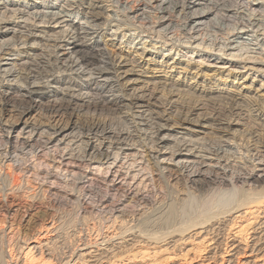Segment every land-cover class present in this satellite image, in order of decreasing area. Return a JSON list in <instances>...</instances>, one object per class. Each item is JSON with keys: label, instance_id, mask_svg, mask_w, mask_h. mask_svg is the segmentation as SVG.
Instances as JSON below:
<instances>
[{"label": "bare ground", "instance_id": "6f19581e", "mask_svg": "<svg viewBox=\"0 0 264 264\" xmlns=\"http://www.w3.org/2000/svg\"><path fill=\"white\" fill-rule=\"evenodd\" d=\"M4 1L25 6V1ZM58 1L61 4L56 11L29 14L26 11L7 10L6 3H1L0 0V9L7 12L0 15V35L9 33L12 36L10 42L0 45V164L6 165L10 161L12 165V155L26 156L31 153L35 154L33 158L37 152L41 153L40 156L48 163L45 166L42 164L44 168L41 171L44 170L45 178L40 187L49 186L51 197L65 201H69L74 194L72 190H65L66 188L60 190V185L67 184V178L75 180L78 185L88 182L91 184L95 180L89 179V176L97 175L93 174L94 171L101 172L99 175L103 179L101 182H104L102 186L105 187H115L122 176L125 177L118 184L126 179L137 181L149 174L146 178L151 179V183L155 181V177L171 178V181L182 180L199 198L208 197L212 187L223 188L225 182H228L225 179L226 168L233 165L230 156L224 158L228 152L223 147L231 144L223 136L231 133L232 127L238 125L242 115H264V102L258 106L259 104L250 101L255 97L264 100L262 81L257 88L252 89L256 76L259 75L264 80V0H241L243 6H239L241 10L238 13L242 17L241 21L231 28L223 25L229 23L231 19L228 21L227 17L234 12L228 9L226 15H220L212 0H167L159 3L137 0L130 7L124 4V0L40 2L45 5L46 10H52ZM71 15H75L76 21L69 23L73 19ZM100 20L101 23H98ZM210 26H215L221 32L219 39L207 41L202 36L203 31ZM108 27L115 30L107 33L105 29ZM175 28L177 34L174 33ZM103 38L106 40L103 41ZM36 40L45 44V55H33ZM98 43H102V46ZM187 49L194 54L207 53L214 58L213 64L206 66L200 61H194L191 56L185 55L184 51ZM92 50L94 52L90 53ZM131 55L132 61L129 59ZM159 55L162 58L156 62V56ZM182 55L188 59L181 61L177 58ZM171 56L174 58H170ZM7 61H10V64L7 63L9 67H5L7 64L4 63ZM176 71V80L167 84L171 73ZM241 73L246 75L238 82L242 86L237 92L224 90V85L220 87V81L225 82L232 77V84L235 86L236 77ZM251 75L252 82L243 83ZM187 76H192L189 85L184 83ZM181 78V85L177 86ZM250 90H253V94H250ZM129 91L131 94L128 95ZM13 93L16 94L17 101L13 100ZM52 97L57 98L48 100ZM217 98L224 100L222 108L204 105ZM10 100L13 102L10 103ZM145 111L146 115L143 114ZM197 111H202V114L193 119L192 116ZM32 112L34 115L30 117ZM168 131H175L183 137L176 142L173 140L174 146L163 150L166 140L164 133ZM191 135H196V139L188 138ZM207 135H213L214 142L204 141ZM252 147L251 151L255 154L250 155L255 157L252 161H258L257 164L252 162L249 170L245 171L246 174L230 176L243 185L242 182L253 178L255 172L264 174V168H260L264 166V150L257 145ZM181 158L186 161L180 162ZM20 161L21 159L18 163L23 162ZM140 164L143 167L136 171L135 168ZM28 167L30 164L26 166ZM26 168L21 167L20 170ZM75 171L80 173L74 174ZM53 177L55 182H50ZM92 185L86 187L91 188ZM122 185L127 187L125 190L128 196L124 193L126 198L136 195L133 185L126 182ZM58 190L62 195H58L61 194ZM250 195L239 196L240 201L222 213L220 211L211 217L206 212L207 218L198 215V218L202 216L203 219L201 217L199 222L192 223L191 226V222L187 224L188 227L183 224L185 228L174 229L164 237L161 234L163 238L153 237L152 240L146 236L143 242L149 246L163 243L160 247L157 246L158 249L166 247L170 250L197 236L198 241L207 239L206 243L212 252L223 243L225 249L232 253L226 263L247 248V252L242 254H248L243 264H264V206H259L264 195ZM139 197L143 196L139 194ZM146 197L144 195V201ZM169 206L164 207L170 211L172 206ZM172 214L174 212L170 213ZM257 215L261 216L259 220L255 217ZM189 219L188 221H192ZM52 227L53 225L27 239V253L34 250L42 252L43 248L48 247L46 237L56 229ZM248 232L252 233L250 244L240 247L237 238L240 237L241 242V236L246 235L243 238L246 239ZM97 235L96 237L100 236ZM105 235L94 240L77 239L75 249L62 264L108 263L110 249L122 244L123 238L118 237L119 234ZM136 243L133 241L130 246ZM121 246L119 248L123 247Z\"/></svg>", "mask_w": 264, "mask_h": 264}, {"label": "rangeland", "instance_id": "374dc122", "mask_svg": "<svg viewBox=\"0 0 264 264\" xmlns=\"http://www.w3.org/2000/svg\"><path fill=\"white\" fill-rule=\"evenodd\" d=\"M19 1H25V6L22 7L19 4L18 5L11 4V3L6 2L4 0H1V3L2 2L6 3L5 6H6L7 10H14V11L20 10L22 12L26 11L29 14H35V12L37 14H39V13L47 12V11H56L60 8L59 6L61 4V2L58 1L59 3H57L55 5V7L52 8V10H46L47 8L45 7V5L44 6L41 5V2H40L41 0L40 1L39 0H19ZM45 1H47V0H45ZM124 1H125L124 4L127 7H130V6L135 5L136 4L135 1H137V0H124ZM162 1H167V0H153V2H155V3H159ZM228 1L229 0H218V1L212 0V4L215 5V7L217 9V13H218V11H220L219 12L220 15H226L225 13H226V10H228V9H230L234 12L233 14H230L227 17L228 21L231 19L229 21V23L227 22L223 25V26H226L227 28H231L241 21L242 17L238 13L241 10L240 7L243 6L242 5L243 2L241 0H239V1L238 0H231L232 2L231 1L228 2ZM240 2H241V4H240ZM37 4H39V5H37ZM4 10L5 9H0V15H5L7 13ZM71 16L73 17V19L69 23H71L74 20L76 21L75 15H71ZM235 16H237V17H235ZM23 17L26 18V16H23ZM98 23H101V20L98 21ZM230 23H232V24H230ZM162 27H163V25L159 28H156V31L161 29ZM177 28L174 29L175 34H177ZM114 30L115 29L111 28V27H108V29H105V31L107 33H110L111 31H114ZM220 33L221 32L217 28H215V26H210L203 31L202 36L207 41H209V40H215L216 38L219 39V37H221ZM11 40H12V36L9 33H7L5 35H0V45H2L3 43H6V42H10ZM105 40L106 39L103 38V41H105ZM36 41H37V43L36 42L34 43L35 47H34L33 52H32L33 55H38V56L45 55L46 54L44 52V50H46V47H44L45 44H43V42H41L39 40H36ZM120 41H121V38H119L118 42H120ZM118 42L116 43V47L118 46ZM98 44L100 46H102V43H98ZM75 50H78V49H75ZM68 51L70 52L71 50H68ZM93 52H94L93 50L90 51V53H93ZM184 53H186L185 54L186 56H191V58L194 61H200V62L204 63L206 66L213 64L212 61L214 58L208 56L207 53L200 52L199 54H197V53L194 54V52L192 53V50H189V49L185 50ZM185 55L184 56L183 55L177 56V58L180 59L181 61L187 60L188 58L185 57ZM113 57H115V55H113ZM131 58H132V55L129 56L130 61H132ZM161 58H162L161 55H159L158 57L156 56V59H155L156 62H159L161 60ZM170 58H174V56H171ZM7 63L10 64V61L5 62L4 64H7ZM8 64L5 67H9ZM263 70H264V66H263ZM171 75L172 76L166 82L167 84L170 82L173 83L176 80V78L178 76V71L171 73ZM245 75H246V73H244V74L241 73L238 77H236L235 83L236 82L237 83L235 84V86L232 84V81H233V77H232V78H229L225 82L220 81L219 82L221 85L220 87L222 88L224 85V87H223L224 90H227V91L231 90V91L237 92L239 90L240 86H242V85L239 86L238 82L241 81ZM191 77L192 76H187L184 80L185 81L184 83L189 85ZM223 78H224V76H223ZM261 81L264 83V80L261 76L260 77H259V75L256 76L254 79V82H253V86H252L253 88L252 89L257 88L260 85ZM181 82H182V78L177 82L178 83L177 86H180ZM251 82H252V75H251V77H248V79L246 81H244L243 83L250 84ZM83 91H86V90H83ZM130 92L131 91L127 92V94L128 95L131 94ZM250 94H253V90L250 92ZM15 95L16 94H14V93L12 94V96L14 97L13 100L17 101V97ZM54 98H57V97H52L48 100H52ZM13 100H10V103L13 102ZM250 101H253L254 104H257V105L259 104L258 106H260V104L263 105V102H264L263 99L261 100V99L256 98V97L254 100H250ZM223 104H224V100L221 98H217V99L206 102L204 105H207L209 107L214 106L217 108H222ZM203 108L205 109V107H203ZM141 110L144 111L145 109H141ZM146 112L147 111L143 112V114L146 115ZM171 113H172L171 116H173V112H171ZM201 114H202V111H197L196 115L192 116V118L196 119V118H198V116H201ZM33 115H34V112L30 113L29 116L32 117ZM238 122H239L238 125H235L232 127L233 132L231 131L230 134L223 136V139L227 140L231 144L230 146L224 145V147H223V150L225 149L224 151L228 152L229 155L227 153L226 154L224 153L225 155L221 154L222 156L223 155L225 156L224 158H226V157L228 158V156H230L231 158L230 157L229 158H230V160H233L232 161L233 165L234 164H236V165L233 166L231 164L232 166H230L229 168L227 167L228 169L226 168L225 179L228 180V182L227 181L225 182L223 188L222 187H220V188L219 187H212V185L210 183H207L208 186H210V188L212 187L211 193L212 192L213 193L212 194L210 193V195H209L210 197L208 196V197L199 198V196H197V194L194 193V191L189 188V185L187 183L183 182L182 180L181 181H176V180L171 181V178H168V179L164 178L163 179L161 177H155V181H152V183H151V181H150L151 179L146 178V177H148V175H149L148 174V175H146V177H144V176H142L143 178L140 177L139 180H137V181L135 180L132 182L131 181L132 179H129V180L126 179L122 182V184L126 182V184H131L130 186L133 185L135 187V191H136L135 196L136 197L130 196V197L126 198V196H128L126 194L127 192L125 190V189H127V187L125 188L126 185L118 184L120 182V180L125 176H122L120 179L117 180L118 182H116L115 187H105V185L102 186L104 182H101V180L103 181L102 177L100 176L101 172H96V171L93 172L92 171L93 174L97 173V175H94V176L90 175L91 177L89 176V179L94 178V180H95V181H91V184L88 182L87 184L78 185L75 183V180L67 178L68 179L67 184L62 183L60 185L61 186L60 190H62V191L65 188H66L65 190H67V191L72 190L74 195L72 196V198L69 201L68 200L65 201L63 199L62 200L61 199H55V197H51L49 195V194H51L48 192L49 186L46 185V186L40 187L41 181L45 178V174L43 173L44 170L41 171V169H43L44 166L48 163V162L44 161L45 159L42 156H40L41 153L37 152L36 156H34L33 158H32V156L35 154L32 155L31 153L28 154L29 156L28 155H26V156L18 155V156L14 157V155H12V158H13L12 165H11L10 161L7 162L6 165L0 164V264H12L14 262H15V264H62L63 263L62 261L68 255H70V253L75 249L76 241L78 242L79 239L80 240L81 239L82 240H88V239L94 240V238H101V236L103 237L106 233L107 234L105 236L112 235V234H117V235L119 234L118 237L123 238V240H121L122 244H120L118 247L115 246L113 249H110V252H109L110 260L106 264H243L244 260L246 258H248V254L242 255L245 252H247V250H246L247 248L244 249V251H241V252L238 251V253L240 252L239 256L237 255L235 258H231L229 263H226L225 261L228 258H230L232 253H229L230 251L227 248L225 249L223 243L218 245V247L219 246L220 247L212 252L210 250L209 244L206 243L207 239H204L203 241H198V240H196L197 236L191 237V239L186 241L185 244L183 243V245H179V247H175L174 249L170 248V250L167 249L166 247L165 248L161 247L160 249H158V247L163 245V243H161L160 245H157L158 246L157 247L156 245H150L149 246L148 244L143 242L144 241L143 239H145L146 236H147V238L151 237V239L153 237H155L156 239L157 238H163L164 236H166L168 233H170L174 229H177L179 227H184V225H185V227H188L187 224L189 222H191V224H189L190 226L199 222L201 220L202 216L204 218H207L208 216L212 217V214L213 215L219 214L220 211L222 213V211H225L230 206L238 203L240 201V198H241L239 196H242V195L249 196L250 194H252L250 196L254 195L253 197H261L264 195V190H263L264 189V174L262 172H255V176L253 177L254 179L251 178V179L247 180L246 182H242V183H244V185L240 184V182L235 181V179L232 178L233 175H239L241 173H245V171L247 172L249 170V168L251 167L250 164H252V162L255 159V157H252L250 155V154H255V152L251 151V150H253L252 145L260 146V149L264 150V115H262V117H250V115L244 114V115H242L241 119L239 118ZM112 126H113V123H112ZM164 134H166L164 136L166 138V140L164 142V149L163 150H165L166 148H169V147H173L174 141L176 142V141H178L179 138L183 137L181 134H177V132H175V131H168V132H165ZM187 137L188 136H185L184 138H186V139L191 138L192 140L196 139V135H191L188 138ZM214 140H215V138L213 135H207L204 137V141H207L208 143L214 142ZM254 142H255V144H254ZM250 147H251V149H250ZM231 154L233 157L231 156ZM221 155H220V157H221ZM234 155L236 158L234 157ZM23 157H25L27 159H25ZM36 157L38 159H36ZM165 157L167 158V155H165ZM20 159L23 162L20 161L21 163H18ZM131 159H135V158L131 157ZM161 159L162 158H160V160ZM182 159L183 158L179 159L180 162L186 161V159H183V160ZM237 159H239V160H237ZM244 161L246 162V164ZM130 162H131V160H129V163ZM142 162H144V160H142ZM257 162L258 161H255V162H253V164H257ZM36 163H38V164H36ZM129 163H127V164H129ZM25 164H26V166H28L30 164V167L26 168ZM140 165L137 168H135L136 171L143 167V164L141 166ZM34 166H36V167H34ZM17 167H18V169H17ZM21 167L26 168V169L20 170ZM234 167L237 170L234 169ZM262 167L264 168V166H261L260 168L263 169ZM231 168H233V169L231 170ZM145 169H147V171L150 172L147 167H145ZM233 170L236 171V173ZM123 171L126 172V170H123ZM78 173H80V171L74 172V174H78ZM99 173H100V175H99ZM133 174L134 173H131V175H133ZM37 176H39V177H37ZM230 176H232V177H230ZM54 179L55 178L53 177V179L50 180V182L51 181L53 182ZM69 179L72 180L73 182L70 181ZM110 179H112V177H110ZM147 180L149 182H147ZM54 182H55V180H54ZM71 182L73 184L74 183L75 184L73 185ZM92 183H93V185H92ZM138 183H139V185H138ZM140 183H141V185H140ZM245 183H246V185H245ZM71 184H72V186H71ZM69 185H70V187H69ZM90 185H92L91 188H89ZM86 186H89V187H86ZM98 186H99V188H98ZM71 187L74 189H71ZM134 187H132V188L134 189ZM95 188H96V190H95ZM26 189H28V190H26ZM230 189H232V190H230ZM242 189H243V191H245L244 194H243V191H241ZM214 190H215V192H214ZM219 191H221V192H219ZM240 191H241V193H240ZM57 192L61 193L59 190ZM89 192H90V194H89ZM92 192H94V193H92ZM124 193L126 194V196ZM216 193H217V197H216ZM21 194H23V195H21ZM104 194L105 195L107 194V195L105 196ZM134 194H135V192H134ZM139 194H141L143 197H144V195H145V197L147 196L148 198L146 197L145 201L147 200L148 202H145L143 197L138 198ZM58 195H62V193L58 194ZM139 199L141 201L142 200L143 201L141 202ZM136 200L140 201V202H137ZM31 201H33V202H31ZM192 201H193V203H192ZM88 202H89V204H88ZM229 202H231V203H229ZM261 202L262 203H260L259 206L263 207L264 206L263 205L264 200ZM30 203L32 204L31 206H30ZM169 205L172 206V208H170L171 212L169 211L168 208H166ZM189 205H191V207ZM219 205H221V206H219ZM164 206H166V207H164ZM205 206H206V208H204ZM159 208L160 209L162 208V210H160ZM173 208H174V211H173ZM180 208H182V209H180ZM221 208H223V209H221ZM167 209H168V212H167ZM206 209H208V211ZM210 209H211V211H209ZM216 209H218V212ZM179 211L181 214L179 213ZM201 211H203V212H201ZM173 212H174V214L170 215V213H173ZM175 212H176V214H175ZM206 212H208L210 215H208V213H206ZM165 213H167V214H165ZM203 213L204 214L206 213V214L203 215ZM180 215H182V216H180ZM198 215H202V216H199V218H198ZM175 217H177V218H175ZM193 217L196 219L198 218L197 219L198 221L196 219H195L196 222L193 221L194 220ZM203 217H202V219H203ZM255 217L258 220L261 218V216H258V215ZM155 218H156V220H154ZM173 218H174V220H172ZM179 218L181 219V221ZM169 219H170V221H169ZM188 219L189 220L192 219L193 222L188 221ZM175 220L179 223H177ZM54 221H55V223H54ZM172 221H174V222H172ZM180 222H183V223H180ZM244 224L245 223H243V225ZM52 225H53L52 228L56 227L55 232H54L55 234L52 233L53 235L51 234V235H48L46 237L50 245L48 244L47 248H43L42 252L41 251L38 252V251L34 250V251H31L32 253L31 252L27 253L28 252L27 247L29 244L28 240L30 238L36 236L37 234L44 232L47 228H50ZM165 225H166V227H165ZM100 232H101V234H100ZM95 234L96 235L98 234L97 236H99V235L100 236L96 237ZM124 234H126V235H124ZM161 234L163 235V237ZM191 234H192V232L190 233V235ZM251 235H252V233L248 232L246 239H243L244 236H246V235H242L241 236V238H242L241 242H240V237L237 238V240L239 239L238 242L240 243V247L244 248L245 246H248V244H250V241L252 239V238H250ZM180 236H183V235H180ZM130 239H132V242L133 241L137 242L136 244L132 245L133 247L130 246V244L132 243V242H130ZM152 240H154V239H152ZM61 241H63V242H61ZM124 241H126V242H124ZM23 242L24 243L27 242V243L24 244ZM127 242H129V243H127ZM202 242L205 244H203ZM20 246L22 248H20ZM120 246L122 248H119ZM62 247H63V249H62ZM125 248H127V249H125ZM117 249H119V250L116 251ZM137 250H138V252H137ZM64 251H66V252H64ZM124 251H126V252H124ZM210 251H211V253H209ZM67 252H68V254H67ZM161 252H163V253L161 254ZM25 253H27V254H25ZM210 256H212V257H210ZM9 257L10 258L12 257V258L10 259ZM156 260H159V261H156Z\"/></svg>", "mask_w": 264, "mask_h": 264}]
</instances>
